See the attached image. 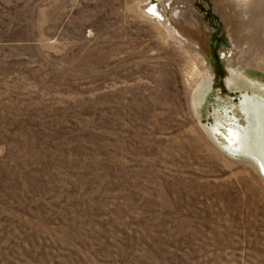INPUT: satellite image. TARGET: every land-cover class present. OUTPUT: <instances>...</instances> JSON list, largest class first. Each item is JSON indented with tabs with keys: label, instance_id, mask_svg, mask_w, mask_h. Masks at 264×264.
<instances>
[{
	"label": "rangeland",
	"instance_id": "rangeland-1",
	"mask_svg": "<svg viewBox=\"0 0 264 264\" xmlns=\"http://www.w3.org/2000/svg\"><path fill=\"white\" fill-rule=\"evenodd\" d=\"M243 93L264 0H0V264H264Z\"/></svg>",
	"mask_w": 264,
	"mask_h": 264
},
{
	"label": "bare ground",
	"instance_id": "bare-ground-1",
	"mask_svg": "<svg viewBox=\"0 0 264 264\" xmlns=\"http://www.w3.org/2000/svg\"><path fill=\"white\" fill-rule=\"evenodd\" d=\"M239 105L246 124H240L234 117L228 131L229 145L226 146L233 154H241L242 159L256 165L264 179V97L243 93Z\"/></svg>",
	"mask_w": 264,
	"mask_h": 264
},
{
	"label": "trees",
	"instance_id": "trees-1",
	"mask_svg": "<svg viewBox=\"0 0 264 264\" xmlns=\"http://www.w3.org/2000/svg\"><path fill=\"white\" fill-rule=\"evenodd\" d=\"M205 18L209 21V22H211L212 21V16L210 15V13L208 12V11H206V16H205ZM215 40H217V41H219V43H218V45H220V40H222V39H220L219 37L216 39L215 38Z\"/></svg>",
	"mask_w": 264,
	"mask_h": 264
}]
</instances>
